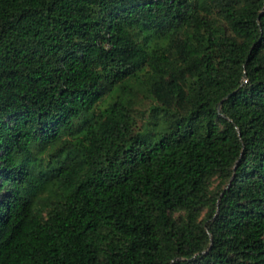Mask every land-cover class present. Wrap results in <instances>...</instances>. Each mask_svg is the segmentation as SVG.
Returning a JSON list of instances; mask_svg holds the SVG:
<instances>
[{
    "label": "trees",
    "instance_id": "trees-1",
    "mask_svg": "<svg viewBox=\"0 0 264 264\" xmlns=\"http://www.w3.org/2000/svg\"><path fill=\"white\" fill-rule=\"evenodd\" d=\"M0 264H264V0H0Z\"/></svg>",
    "mask_w": 264,
    "mask_h": 264
},
{
    "label": "rangeland",
    "instance_id": "rangeland-1",
    "mask_svg": "<svg viewBox=\"0 0 264 264\" xmlns=\"http://www.w3.org/2000/svg\"><path fill=\"white\" fill-rule=\"evenodd\" d=\"M215 186V183H213V184H211L210 186H209V189H214L213 187ZM215 190V189H214Z\"/></svg>",
    "mask_w": 264,
    "mask_h": 264
}]
</instances>
